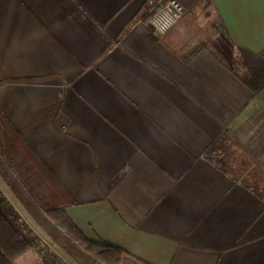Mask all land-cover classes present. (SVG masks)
Returning <instances> with one entry per match:
<instances>
[{
    "label": "crops",
    "instance_id": "obj_1",
    "mask_svg": "<svg viewBox=\"0 0 264 264\" xmlns=\"http://www.w3.org/2000/svg\"><path fill=\"white\" fill-rule=\"evenodd\" d=\"M166 1L0 0V190L149 264H264V0H178L157 35Z\"/></svg>",
    "mask_w": 264,
    "mask_h": 264
},
{
    "label": "trees",
    "instance_id": "obj_2",
    "mask_svg": "<svg viewBox=\"0 0 264 264\" xmlns=\"http://www.w3.org/2000/svg\"><path fill=\"white\" fill-rule=\"evenodd\" d=\"M240 63L248 73L245 81L254 91H258L264 85V53H253L242 49ZM38 205L44 213L43 218L52 223L51 228H45L47 234L66 251L73 252L79 264L83 263L82 256H87L95 264H149L118 246L87 240L60 205L40 202ZM40 242L39 236L22 219L0 190V264H15L17 259Z\"/></svg>",
    "mask_w": 264,
    "mask_h": 264
},
{
    "label": "rangeland",
    "instance_id": "obj_3",
    "mask_svg": "<svg viewBox=\"0 0 264 264\" xmlns=\"http://www.w3.org/2000/svg\"><path fill=\"white\" fill-rule=\"evenodd\" d=\"M153 10L154 8L151 9V13ZM32 230L39 236L41 242L31 247L27 253L15 261V264H50L49 262L54 264H79L73 252L66 251L57 241L52 240V237L46 231H39L36 228Z\"/></svg>",
    "mask_w": 264,
    "mask_h": 264
},
{
    "label": "built area",
    "instance_id": "obj_4",
    "mask_svg": "<svg viewBox=\"0 0 264 264\" xmlns=\"http://www.w3.org/2000/svg\"><path fill=\"white\" fill-rule=\"evenodd\" d=\"M149 24L157 35L166 34L184 12L183 5L178 0H167L163 4L156 3Z\"/></svg>",
    "mask_w": 264,
    "mask_h": 264
}]
</instances>
